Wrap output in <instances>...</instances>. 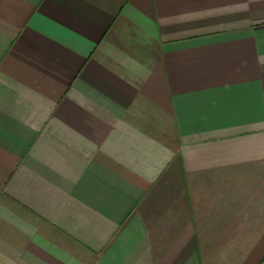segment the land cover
Masks as SVG:
<instances>
[{"label":"crops","instance_id":"1","mask_svg":"<svg viewBox=\"0 0 264 264\" xmlns=\"http://www.w3.org/2000/svg\"><path fill=\"white\" fill-rule=\"evenodd\" d=\"M0 264H264V0H0Z\"/></svg>","mask_w":264,"mask_h":264}]
</instances>
